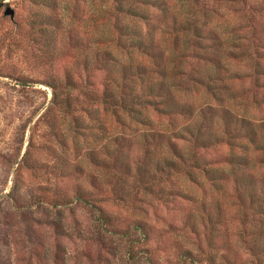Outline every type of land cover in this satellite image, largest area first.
<instances>
[{
  "label": "rangeland",
  "instance_id": "374dc122",
  "mask_svg": "<svg viewBox=\"0 0 264 264\" xmlns=\"http://www.w3.org/2000/svg\"><path fill=\"white\" fill-rule=\"evenodd\" d=\"M158 3L132 18L106 12L110 0L1 1L0 264H264V202L234 180L252 175L257 195L264 180V0ZM103 50L119 61L110 73ZM158 51L161 62L148 58ZM126 66L128 92L165 80L158 92L170 90L171 109L205 115L165 113L153 95L157 108L133 118L118 109L116 122L89 92L107 83L118 92ZM222 106L252 124L233 123L229 143ZM200 125V140L223 144L201 148L186 133ZM157 131L177 152L167 135L151 138ZM161 157L179 172L157 171ZM228 157L248 164L233 168Z\"/></svg>",
  "mask_w": 264,
  "mask_h": 264
},
{
  "label": "trees",
  "instance_id": "16d2710c",
  "mask_svg": "<svg viewBox=\"0 0 264 264\" xmlns=\"http://www.w3.org/2000/svg\"><path fill=\"white\" fill-rule=\"evenodd\" d=\"M2 0H0L1 3ZM44 5L47 6H51V4H56V0H40ZM111 1V9L106 10V12H111L114 11L117 15H124V16H128V17H140V16H144L143 13H141L139 11V9H137V6H154V7H159L160 3H158V0H110ZM166 10V9H165ZM107 13H105V16L103 15V21L107 18ZM146 18V17H145ZM51 26V24L49 22H45V27L43 29V33L45 34L48 30V27ZM121 33H123V29L125 27L119 26L117 27ZM185 30L188 29L187 26L184 27ZM134 46L144 55L146 56H151L154 53V50L152 48V46L148 43H146L145 41H141L138 40ZM156 54H159L161 57H148L153 59L155 62H161L162 59V54L158 51V53H155L154 56ZM109 64H112L113 66H116L117 64H119V61L117 60V58H115L111 53L106 52L103 50V65H105L107 71L110 73V71H112V68L109 66ZM138 68V72L137 74L139 76H144L147 75V69L145 68V66L140 65L137 66ZM132 69V66H126L121 74V83H119V85H117L118 88V92L110 89L108 86L110 84H106L103 88L102 94L98 95L95 91L89 92V97L91 98V100L94 101H101L103 103L104 106H106L114 115V117L117 119L116 122L119 121V115L117 113V110L120 109L121 112L124 114H128L129 117L133 118V116L135 115L134 113H136L137 108H147V106H154L155 108H157V105L155 103H153V101H149L146 98H149L153 95L160 97V98H164L163 101V105L165 108H168L170 110L164 109L165 113L169 112V113H177V114H185L188 115L189 117H193L195 115V112H197V114L199 113V115L204 116L205 115V110L204 109H195V107L193 105H185V104H180V105H174L172 107V109L170 108V106L168 105V103L172 102V97H171V93L170 90H166L168 91V97L165 98V96H162L163 92H158V91H162L164 85H167L165 80H161L159 81L160 83L158 84V91H154V89L152 88V86H149L148 88L146 87V90H149L150 92H146V94L144 95H140V94H134L132 92H128L126 89H128V82L127 80H130L129 78H127V74L130 73ZM167 71L166 69L161 68V72H162V76L165 77L164 75H167ZM67 86L71 88H73V83L70 79H67L66 82ZM153 83L149 84L152 85ZM54 87V86H53ZM55 92V91H54ZM128 92V93H127ZM152 92H155L152 93ZM56 92L53 95V100L52 103H56ZM223 100V98H221ZM63 104L65 105H69L70 104V100L65 99L64 101H62ZM213 107H208L207 109H210ZM223 112V121H224V133L228 136L226 137L227 143L231 142L229 140V138L234 137L235 133H233L234 131H236L237 129H233L232 125L234 124H238L240 123L241 126H247V127H252V124L250 121H247L245 118H239L236 114L233 113V111L228 108L227 106H222L220 109ZM138 112V111H137ZM212 112H215V109L212 110ZM204 122V121H203ZM148 123V122H147ZM146 123V124H147ZM241 127V128H242ZM245 128V127H243ZM202 132H204L202 130L201 125L197 126V129L194 130H190L188 129V131L186 133L189 134V136L191 138H193L195 141H201V148H205L207 150H215L219 145L223 144V139H217L214 142H208L205 144V142L203 140H200L201 135L203 134ZM250 134V136H248L247 138H251L253 137V135L255 134L254 131L252 130V132H248ZM233 134V135H231ZM151 135L152 139H155L156 137H166L170 140V138L168 137V134L164 131H157V132H153ZM230 135V136H229ZM168 142L171 143L172 148L174 149V151H176L178 148L176 147L177 144L171 142V140ZM177 152V151H176ZM177 157H178V162H181V159L183 158L182 155H180L179 153H176ZM116 159H118V157H116ZM161 160L157 161V171L162 172V173H166V172H179L175 169H177V164L175 163L174 160H172L171 158H166V157H161ZM204 159V158H201ZM227 164L231 165L233 168H239V167H243L246 166L248 163V160L246 158H241V157H228L226 159ZM205 161V160H204ZM203 162V161H202ZM199 164V163H198ZM210 163H204V166L209 165ZM212 164V163H211ZM128 163L126 164V167L128 168V170L130 169L128 167ZM205 170V169H204ZM208 170V169H206ZM210 171V170H209ZM264 179V178H262ZM235 184L237 186V188L240 190V188L242 189L243 192L248 193V195L253 199V198H257L261 201L264 202V180L259 183L260 185V190L259 191V195H257V190L258 188H256V181L255 178L252 175H245V174H237L235 175Z\"/></svg>",
  "mask_w": 264,
  "mask_h": 264
},
{
  "label": "water",
  "instance_id": "95a60500",
  "mask_svg": "<svg viewBox=\"0 0 264 264\" xmlns=\"http://www.w3.org/2000/svg\"><path fill=\"white\" fill-rule=\"evenodd\" d=\"M4 15L9 16L11 19L14 17V10L11 7H6L4 10Z\"/></svg>",
  "mask_w": 264,
  "mask_h": 264
}]
</instances>
